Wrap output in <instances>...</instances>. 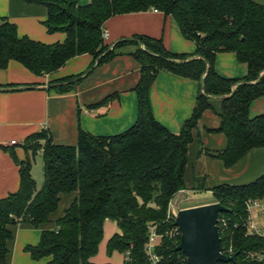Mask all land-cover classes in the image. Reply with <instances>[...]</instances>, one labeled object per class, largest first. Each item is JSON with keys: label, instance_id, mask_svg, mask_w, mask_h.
<instances>
[{"label": "trees", "instance_id": "1", "mask_svg": "<svg viewBox=\"0 0 264 264\" xmlns=\"http://www.w3.org/2000/svg\"><path fill=\"white\" fill-rule=\"evenodd\" d=\"M45 6L44 23L49 34L64 33L63 43L43 44L20 38L17 26L0 20V69L15 61L38 77L56 73L71 59L90 55L95 66L88 72L66 78L52 87L59 94L70 92L96 67L121 55L133 57L141 66L135 89L139 115L136 124L116 136H95L79 126L78 145H55L50 134L31 135L22 145L26 159L15 150L0 149L11 156L19 168L18 192L0 200V264H7L11 227L30 224L39 229L58 211L61 196L77 197L56 224L55 230L41 234L38 246L25 252L33 260L51 258L50 264H95L104 238L106 221L116 223L120 234L108 243L107 253L125 255V264H152L146 252L152 229L157 235L155 254L158 264H186V256L170 237L176 228L171 204L187 190L185 172L188 150L199 130L203 114L211 109L213 98H224L221 126L211 131L224 134L227 147L207 153L231 169L251 151L264 149V114L251 118L252 103L264 97V3L256 0H33ZM156 10L171 16L183 37L197 45L194 54H173L162 40L134 36L115 44L103 39L105 23L121 15ZM133 47V51H127ZM234 53L246 64L243 80H229L215 71L217 54ZM167 72L200 84L192 117L179 134L158 123L150 105V90L158 75ZM203 85H205L203 89ZM118 96L106 98L91 108L108 106ZM42 153L44 182L39 189L32 175L33 160ZM214 203L230 210L228 238L233 240L237 262L246 255L264 252V239L248 235L244 222L247 203L264 199V175L251 184H222L212 190ZM197 207V206H195ZM186 209V208H185ZM227 241L222 234L221 246ZM222 264V263H220ZM247 264V263H244Z\"/></svg>", "mask_w": 264, "mask_h": 264}, {"label": "crops", "instance_id": "2", "mask_svg": "<svg viewBox=\"0 0 264 264\" xmlns=\"http://www.w3.org/2000/svg\"><path fill=\"white\" fill-rule=\"evenodd\" d=\"M32 1L0 0V20L16 25L20 38L28 37L47 45L63 43L66 34H49L44 25L48 19L47 8ZM90 1L79 0V6L85 7ZM256 1L264 3V0ZM104 31L109 34L104 42L111 47L124 39L145 36L162 40L165 48L173 54H194L197 50L196 43L183 37L171 16L154 10L115 16L105 23ZM133 50V47L127 49ZM93 66L94 58L82 55L71 59L56 73L42 77L15 61H11L6 69H0V146L15 150L18 159L23 161L26 153L22 145L31 135L42 131L50 134L55 145L77 146L79 126L95 136L106 137L130 130L138 120L139 104L135 89L141 78V66L133 57L121 55L96 67L68 93L59 94L52 88L56 82L84 74ZM215 71L229 80H243L248 75L247 65L239 63L236 55L230 52L217 54ZM200 91L198 82L161 72L149 96L155 120L169 132L179 134L193 115ZM114 95L118 97L108 106L91 108ZM210 104L211 109L203 114L200 128L194 131V139L189 146L185 172L187 190L183 194L193 190L208 191L213 195L212 190L219 185H248L264 175V149L251 151L231 169H226L223 162L207 154L221 152L227 147L224 134L211 132L221 126L222 98H213ZM249 114L251 118L264 114V97L252 103ZM14 141L16 145L11 144ZM32 175L37 187L38 183L43 185L38 172L32 169ZM19 188V168L11 156L0 149V200L18 192ZM180 194L178 197L183 195ZM76 197V194L61 196L63 211L59 213L58 209L51 221L39 229L25 223L11 227L13 240L8 243L7 264H50L51 258L33 260L25 249L38 246L43 231L57 228L56 222ZM171 210H177L173 203ZM120 233L116 223L106 221L104 239L98 255L92 259L93 263L125 264V255L115 252L108 256L107 253L109 241Z\"/></svg>", "mask_w": 264, "mask_h": 264}, {"label": "water", "instance_id": "3", "mask_svg": "<svg viewBox=\"0 0 264 264\" xmlns=\"http://www.w3.org/2000/svg\"><path fill=\"white\" fill-rule=\"evenodd\" d=\"M228 212L230 210L220 203L178 211L175 226L181 233V242L176 251L186 256V264H219L235 260L236 255L226 257L221 254L222 238L218 219L220 214Z\"/></svg>", "mask_w": 264, "mask_h": 264}, {"label": "built area", "instance_id": "4", "mask_svg": "<svg viewBox=\"0 0 264 264\" xmlns=\"http://www.w3.org/2000/svg\"><path fill=\"white\" fill-rule=\"evenodd\" d=\"M155 12H158L154 10ZM109 38V34L107 32H103V39L106 40ZM114 47V46H113ZM111 47V49H113ZM12 145H16V142H12ZM247 219L246 222H244V226L248 230V235L251 236H257L261 237L264 239V199L263 200H257V201H252L250 203H247ZM172 215L174 219L177 216V210H172ZM218 227L220 231V235L222 238V234L225 236L227 235V241H225L224 246H221V254L226 256V257H232L236 255V258L233 262L229 263H222V264H239L237 262L238 260V254L235 253L234 251V246H233V240H229L228 238V228H229V221L228 219L222 214L219 215L218 219ZM170 237L175 239V241L178 243V240L181 242V233L179 229L176 227L170 232ZM156 241H157V235L152 229V234L150 237V241L148 245L146 246V252L149 255L150 261L152 264H158L159 263V257L155 254V246H156ZM179 246V245H178ZM186 263H187V258H186ZM247 263V264H264V252H254L251 254H248L245 256V258L242 261V264ZM220 264V263H219Z\"/></svg>", "mask_w": 264, "mask_h": 264}, {"label": "rangeland", "instance_id": "5", "mask_svg": "<svg viewBox=\"0 0 264 264\" xmlns=\"http://www.w3.org/2000/svg\"><path fill=\"white\" fill-rule=\"evenodd\" d=\"M43 168L44 167L42 165V156L39 153L36 155V157L33 160V170L35 171V173L38 172V174L42 176V179L44 182ZM38 185H39L38 188L40 189L42 185L40 183H38ZM181 193L183 194V192ZM214 201L215 199L213 195L208 191L196 192V191L190 190L188 191V193L183 194L182 196L176 198L173 201V204L175 205V208L177 209V213H178V211L181 209L212 204ZM63 208H64V205L63 204L60 205L59 213L63 211Z\"/></svg>", "mask_w": 264, "mask_h": 264}]
</instances>
